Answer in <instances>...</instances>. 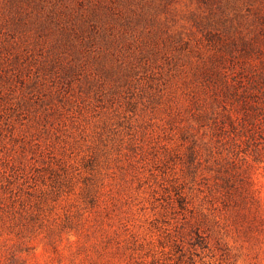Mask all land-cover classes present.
<instances>
[{
    "label": "rangeland",
    "instance_id": "1",
    "mask_svg": "<svg viewBox=\"0 0 264 264\" xmlns=\"http://www.w3.org/2000/svg\"><path fill=\"white\" fill-rule=\"evenodd\" d=\"M263 13L0 0V264H264Z\"/></svg>",
    "mask_w": 264,
    "mask_h": 264
},
{
    "label": "trees",
    "instance_id": "2",
    "mask_svg": "<svg viewBox=\"0 0 264 264\" xmlns=\"http://www.w3.org/2000/svg\"><path fill=\"white\" fill-rule=\"evenodd\" d=\"M256 22L260 26L264 25V13L256 17ZM244 136H246V141L256 148L253 149V156H259L260 154L264 155V122L260 131L255 132L254 134L249 133L248 135Z\"/></svg>",
    "mask_w": 264,
    "mask_h": 264
}]
</instances>
